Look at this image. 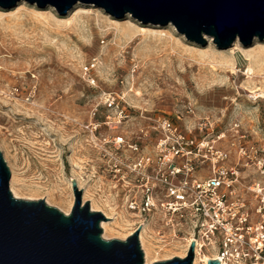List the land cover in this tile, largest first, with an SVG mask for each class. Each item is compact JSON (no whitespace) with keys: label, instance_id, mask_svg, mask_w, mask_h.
<instances>
[{"label":"rangeland","instance_id":"1","mask_svg":"<svg viewBox=\"0 0 264 264\" xmlns=\"http://www.w3.org/2000/svg\"><path fill=\"white\" fill-rule=\"evenodd\" d=\"M78 7L90 10L75 14ZM205 38L201 46L171 23L144 24L129 13L117 19L91 4L76 3L64 15L29 0L0 6V151L16 197L45 199L70 213L75 179L83 203L114 218L104 238L124 240L140 229L156 261L182 255L188 235L165 242L160 211L130 208L141 188L126 165L139 154L114 139L138 141L150 152L155 119L170 115L184 127L209 116L226 129L237 119L250 141H262L264 98L257 87H264V46L253 48L264 41L237 39L236 46L217 48ZM220 145L228 148L229 138Z\"/></svg>","mask_w":264,"mask_h":264},{"label":"built area","instance_id":"2","mask_svg":"<svg viewBox=\"0 0 264 264\" xmlns=\"http://www.w3.org/2000/svg\"><path fill=\"white\" fill-rule=\"evenodd\" d=\"M153 130L157 138L147 153L138 141L114 140L139 154L126 165L141 188V199L130 208L148 215L160 211L165 242L188 235L183 254L167 259L186 257L194 240L193 264H264V138L250 141L237 119L218 129L209 116L185 127L175 116H160ZM228 138V148L221 146ZM116 172L124 176L121 164Z\"/></svg>","mask_w":264,"mask_h":264},{"label":"water","instance_id":"3","mask_svg":"<svg viewBox=\"0 0 264 264\" xmlns=\"http://www.w3.org/2000/svg\"><path fill=\"white\" fill-rule=\"evenodd\" d=\"M19 0H0L14 7ZM41 7L54 6L59 15L76 3L100 7L112 17L124 14L141 23H171L187 41L204 46L205 36L217 48H228L237 39L242 45L258 37L264 41V0H29ZM12 173L0 151V264H146L140 229L126 239H106L101 223L107 218L83 203V189L75 179V202L70 213L49 205L45 199L14 196ZM142 226V225H141ZM141 228V227H140ZM195 242L188 255L152 264H193ZM208 264H220L209 259Z\"/></svg>","mask_w":264,"mask_h":264},{"label":"bare ground","instance_id":"4","mask_svg":"<svg viewBox=\"0 0 264 264\" xmlns=\"http://www.w3.org/2000/svg\"><path fill=\"white\" fill-rule=\"evenodd\" d=\"M90 10V9H89ZM88 10V8H83V7H78L77 8V10H76V13L75 14H80V13H84V12H87V11H89ZM17 11H19V9H17ZM16 11V12H17ZM130 25H134V24H132V23H130ZM143 29H142V31L143 32H145V31H148V30H150V31H152V32H163V31H160V30H151L150 28H146V27H142ZM234 46H236V45H238V43H234L233 44ZM264 46V43H261V42H257L256 43V45H255V47L253 48V49H256V48H261V47H263ZM235 49V48H234ZM232 50V49H231ZM229 59V58H228ZM232 60V59H231ZM255 68L253 67V64L252 63H250V65L248 66V69H247V71H246V73L249 75V77L250 76H252L253 74H254V70ZM257 90H259V95H258V97H263L264 98V87H261V86H258L257 87ZM14 181L12 180V182H11V190L13 191V193H14V196H17V192H16V190H15V188H14V183H13ZM72 188H73V186H72ZM81 189V188H80ZM74 192V191H73ZM75 197V196H74ZM74 202H75V200H74ZM85 203V202H84ZM94 207V206H93ZM95 208H93L92 210L93 211H100V210H97V209H95ZM67 214L69 213V210L68 211H65ZM109 218H111V220H113L114 218L113 217H111V216H109ZM111 225V223H110V221H103L102 223H101V226H102V228L104 229V232H105V234L106 233H108V232H111V231H114V229L110 226ZM146 231H147V229H146ZM140 241H141V245H142V249L144 250V253H145V259H146V264H152L153 262H155L156 260H157V258H155V256L154 257H151V246L148 248V245L145 243V241H146V239H145V236H144V232L140 235ZM144 245H145V247H144ZM181 246V245H180ZM179 248V247H178ZM177 248V249H178ZM156 255V254H155ZM204 259L205 260H207L208 259V256L206 255L205 257H204Z\"/></svg>","mask_w":264,"mask_h":264}]
</instances>
